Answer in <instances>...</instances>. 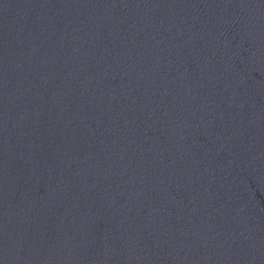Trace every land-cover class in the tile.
Instances as JSON below:
<instances>
[{
    "label": "water",
    "instance_id": "obj_1",
    "mask_svg": "<svg viewBox=\"0 0 264 264\" xmlns=\"http://www.w3.org/2000/svg\"><path fill=\"white\" fill-rule=\"evenodd\" d=\"M0 264H264V0H0Z\"/></svg>",
    "mask_w": 264,
    "mask_h": 264
}]
</instances>
